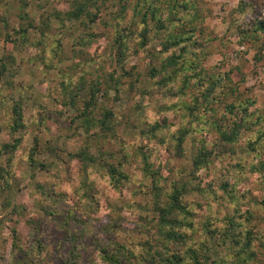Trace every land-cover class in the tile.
I'll return each mask as SVG.
<instances>
[{"label":"rangeland","instance_id":"374dc122","mask_svg":"<svg viewBox=\"0 0 264 264\" xmlns=\"http://www.w3.org/2000/svg\"><path fill=\"white\" fill-rule=\"evenodd\" d=\"M73 1L82 0L0 1V19L6 21L5 26L0 23V57L11 56L15 61L14 65L7 66V69L15 74L11 78L6 74L0 79V97L5 101L10 99L11 103L20 101L21 113L28 120V126L14 133L13 138L22 139L24 147H32V138L35 137L38 140L39 153L36 152L33 158L42 166L31 170L24 160V155H19L21 152L18 154L13 161V172L18 186L13 188L14 192L9 202L20 205L22 202L39 200V188L46 194L51 186L60 183L59 181L63 185H69L65 165L46 149L48 145H54L55 153L60 151L72 153L88 142L96 151L94 156L97 161V164L89 168L88 179L97 194H100L91 206L88 204L83 206L75 198L72 210L86 224L84 239L77 240L81 255L79 264H95L93 252L96 240L125 245L136 239H144L145 220L153 217L151 181L142 178L137 161L132 156L135 146L146 143L137 139L134 126L140 125L137 115L142 111L144 117L141 123L165 118L172 125V130L188 131L179 150L174 147V143L168 141L154 143V150L150 151L151 170L158 167L157 175L161 177L166 175V172H169L170 178H174L175 175L181 177L192 169L191 160L197 150L205 147L212 153L208 158L210 165L207 170L199 171V175L206 181H212L214 186L222 179H226L228 184L233 182L244 193L245 199L250 201L247 206L253 214L262 216L264 214L262 206L258 205L262 193L258 191L259 177L254 169L258 170L260 175H264V30L256 32L248 42L243 43L240 31L244 29L250 32L254 23L264 24V0H193L199 9V26L192 40L183 42L182 45L185 43L184 47L190 53H199L202 49L199 57L201 67L207 72L214 73V76L229 75L232 82V86L224 83L227 88L223 91L227 94L226 98H221L222 103L213 102L208 107L209 112L203 110L195 112L197 117L193 116L194 113L188 116L176 108L163 113L157 110L160 106L170 105L173 100L169 94H163L158 89L150 90L151 83L145 81L143 77L150 66L147 59L149 50L156 54L154 66H158L163 58L164 54L158 52L162 49L165 33L155 30L150 15L145 10L131 22L133 13L130 7L135 0H96L99 10L96 11V6H88L86 8L88 14L76 20L66 16V13L73 9ZM181 1L155 0L161 9L158 14L160 19L174 15L178 18L183 17L179 7ZM121 6L126 8L121 10ZM20 11L27 15V19L19 18ZM141 16H144V24L148 28L143 48L138 47L137 43L140 40L136 35L142 27ZM44 17L48 19L50 31L48 40L43 43L44 47L40 48L36 46V42L39 39L40 22ZM27 23L31 28L27 30L26 41L23 42L18 40L14 30L26 27ZM173 23L175 39L184 40L186 32L181 34L180 30H187L178 22ZM116 24L119 28L125 29L128 36L124 46L128 49L120 65L116 64L113 53L109 54L107 51ZM127 29L132 32L130 36ZM4 35L16 39L15 47L6 46L2 42ZM56 42L58 49L54 48ZM53 50L55 54L52 53ZM91 54L93 64L85 66L83 62L90 58ZM81 70L88 72L85 75L87 81L98 80L100 84L99 91L95 94L96 107L93 117L98 119L100 109L105 108L114 114L116 120L118 119L117 123L121 125L115 128L117 138L113 142L92 137L89 132L99 134L97 127L85 133L80 125L76 126L79 120L73 123L70 121L85 107L81 101H78L76 108L70 107L59 111L60 107L52 100L57 83L62 81L65 75L75 76ZM121 72L129 73L123 74L124 77H121L118 87L119 93H115L111 87L107 88L108 79H104L110 76L115 78ZM188 88H185V91L196 93L194 86ZM242 99L251 102L250 110H260L263 120L256 123L253 121L254 118L252 121L248 120L244 128H241L237 140L231 144H224L211 127V123L223 124L224 119L228 125L232 119L237 121L239 118L237 113L234 111L233 116L228 115L225 105L234 104ZM38 103L46 106L50 118L44 120L43 127L37 126L35 118ZM136 106L139 107V111L134 108ZM0 117L3 122L0 124L1 146L11 142L12 138L4 126L8 120L1 110ZM149 144L145 145L149 147ZM124 154L128 155V161L121 170L130 180L121 181L122 190L116 193L108 186L104 166L115 165L117 159ZM3 164L4 160L0 156V166ZM70 177L82 179L75 164L70 166ZM183 198L187 202L204 203L199 194L189 189ZM50 201L51 199L45 200L44 204L51 206ZM2 202L3 198L0 197V258L7 260L11 249L9 227L18 217L10 208L2 209ZM35 205L36 218L42 222L39 205L36 202ZM120 218L124 222H118ZM108 219L116 222L104 232L100 227L107 223ZM44 232L40 243L47 245V251L52 257L49 264H59L54 254L62 241L63 232L51 224L46 225ZM17 235L21 239L20 244L26 247L28 245L25 242L26 230L22 225L17 226Z\"/></svg>","mask_w":264,"mask_h":264},{"label":"trees","instance_id":"16d2710c","mask_svg":"<svg viewBox=\"0 0 264 264\" xmlns=\"http://www.w3.org/2000/svg\"><path fill=\"white\" fill-rule=\"evenodd\" d=\"M1 1V0H0ZM96 0H82L80 2L73 1V9L66 13L69 19H78L80 16L88 14V6H96ZM196 1L182 0L181 7L183 17L178 18L176 15L160 19L159 13L161 9L156 5L155 0H135L130 7L132 21L141 15V11L145 10L152 20V24L156 31L165 33L162 49L158 53L164 54L158 66L153 63L156 60L154 51L149 50L148 61L149 68L143 79L151 83V89H158L163 94H169L173 102L170 105L160 106L157 110L160 113L170 109H180L188 116L197 117L198 111L203 110L209 112V106L213 102L222 103L221 98L226 96L227 85L232 86L229 75L222 77L214 76V73L207 72L201 67L199 53H190L186 51L183 42H190L199 26L198 21L199 9L196 7ZM121 10L126 7L121 6ZM144 8V9H143ZM96 6V11H98ZM19 18L27 19V15L22 11L19 12ZM174 21L184 26L185 30H180L183 34L186 32L184 40L175 39L173 30ZM2 25H6L4 19H0ZM145 18L141 16L140 25L142 26L136 35L139 37L138 47L143 48L145 45L148 28L144 24ZM31 25L27 23L26 27L14 30L18 40L26 41V33ZM264 30L263 23H254L252 31L241 30L240 36L243 42H248L253 34ZM48 19L45 17L40 22L39 39L36 46L43 48L48 40L49 35ZM128 35L132 32L127 29ZM126 30L119 28L118 24L114 26V36L108 44V53H113V58L117 65L123 62L125 57L124 48L126 43ZM2 42L6 46L15 47L16 39L9 35H4ZM55 49H58L56 42ZM201 52V53H200ZM55 54V51H52ZM259 54V51H258ZM257 54V56H258ZM15 61L11 56L0 57V79L7 74L12 77L15 73L7 69V66L14 65ZM84 65L93 64V54L90 58L84 60ZM12 72V74H11ZM86 71L81 70L75 76H67L57 83L52 100L57 103L61 109L76 108L78 101L85 106L79 110L75 117L71 118V122L79 120L76 126L80 125L83 132L87 133L91 128L97 127L99 134L90 133L92 137L98 140L106 139L110 142L117 138L116 129L121 126L117 123L118 119L113 113L105 108L100 109L99 118L93 117L95 109V94L99 91V81L93 82V79L87 81ZM129 72H121L117 77H105L108 79L107 88L111 87L115 93H119L118 87L123 74ZM124 77V76H123ZM137 78V77H136ZM226 83L227 85H225ZM195 87L196 93L191 94L185 91V88ZM190 89V88H188ZM230 91V89L228 88ZM148 91V90H147ZM145 93V90H144ZM226 98V97H225ZM251 102L242 99L236 103L225 105V111L228 115H234V111L238 115V120L234 119L226 125L212 122L211 127L217 132L219 139L224 144L234 143L239 137L241 128L248 120L254 122L263 120L261 111L256 109L250 110ZM139 111V107H134ZM22 105L19 100L10 102L0 97V110L6 115L8 123L5 127L12 138L11 142L0 146V156L4 160L3 166H0V197L3 198L1 203L2 209L10 208L11 212L16 214L18 219L12 221L9 227L10 251L7 260L0 258V264H49L52 257L48 253L46 243H40L41 236L44 235L46 225L51 224L62 230L63 237L58 249L55 250L54 256L59 264H79L80 244L77 240L84 239L85 223L76 216L74 210L75 198L81 202V205L91 206L93 201L99 197L97 191L89 183L88 170L94 164H97L96 151L93 145L85 142L82 147L76 151L69 153L60 151L55 153L54 145H48L47 152L53 154L56 159L65 165L69 185L56 183L51 186L50 190L45 194L38 189L39 200H31L17 204H11L9 198L14 192L13 188L17 187V180L13 172V161L19 155H24L29 168L31 170L38 165L33 158L37 150L38 140L32 138V147H24L22 139L13 138V134L19 130H23L28 126L26 120L21 113ZM142 112V111H141ZM141 112L137 115L140 119V125L136 126V137L140 141H145L149 147L142 144L135 146L133 157L137 161L139 172L143 175V179L151 181L150 190L152 192L153 201L151 209L153 217L146 219L144 229L146 235L144 239H136L125 245L115 242H104L102 240L95 241L93 258L95 264H264V214L254 215L247 206L250 201L245 199L244 193L231 182L228 184L226 179H222L217 186L212 181H206L199 175V171L207 170L210 162L208 158L211 152L205 147H200L191 160L192 169L181 177L170 178L169 172L161 177L158 167L151 170L152 155L150 151L154 150V143H162L165 141L174 143V147L178 150L186 137L187 130H172V125L165 118H158L152 122H142L144 114ZM52 115V114H51ZM126 116V114H125ZM46 106L38 103L36 107V121L38 127H43L44 120L50 119ZM2 117H0V124ZM3 123V122H2ZM2 126L0 125V131ZM95 144L98 142L94 141ZM45 150V151H46ZM179 152V151H178ZM128 155L124 154L117 159L115 165L108 164L104 167L107 176V182L110 190L120 193L122 190L121 181L128 182L130 179L122 172L124 164H127ZM75 164L80 170L81 178L70 177V166ZM99 167V165H96ZM101 166V165H100ZM258 174V191L262 193V199L258 205L262 206L264 212V175H260L259 171L254 169ZM91 172V171H90ZM178 178V179H177ZM72 182V184L70 183ZM193 182V183H192ZM70 189V191H68ZM187 189L199 194L202 198L201 202H187L183 195ZM135 192V191H134ZM70 195L69 197H67ZM51 199V206L44 204L45 200ZM35 202L39 205L38 209L42 213V222L36 218ZM252 204V202H251ZM255 205V203L253 202ZM63 205H67L63 208ZM90 215V214H89ZM92 215V214H91ZM115 220L108 219L107 223L101 226V230L107 232L108 228L115 225ZM118 222H124L118 219ZM23 226L26 230L27 246L20 244L21 239L17 235V226ZM30 239V240H28ZM30 241V242H29Z\"/></svg>","mask_w":264,"mask_h":264}]
</instances>
